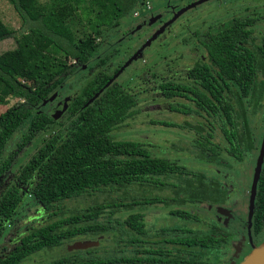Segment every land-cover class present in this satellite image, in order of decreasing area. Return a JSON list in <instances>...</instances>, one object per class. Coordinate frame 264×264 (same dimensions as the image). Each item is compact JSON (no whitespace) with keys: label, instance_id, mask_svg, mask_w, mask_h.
Returning a JSON list of instances; mask_svg holds the SVG:
<instances>
[{"label":"trees","instance_id":"trees-1","mask_svg":"<svg viewBox=\"0 0 264 264\" xmlns=\"http://www.w3.org/2000/svg\"><path fill=\"white\" fill-rule=\"evenodd\" d=\"M8 1L21 26L11 30L0 21V40L10 36L15 42V47L0 52V104H6L8 97L15 98L0 113V176L16 154L5 155L13 134L25 124L16 146L20 149L54 123L51 116L39 112L42 102L56 93L76 68L97 58L96 38L117 26L142 0H65L51 15L35 0ZM74 18L91 34L76 37L71 27ZM254 21L253 16L231 17L208 27L201 32V39L196 35L202 54L187 69L186 79L158 83L169 111L195 120L155 123L189 135L186 149L193 158L228 167L224 157L237 163L255 147L247 113L260 110L263 99L264 85L259 77L264 76V35L258 43L253 41ZM108 58L98 57L97 70L65 108L64 122L41 139L16 170L14 182L0 191V235L22 201L18 186H29V196L48 217L21 235L18 243L0 256V264H18L33 253L82 236L90 240L100 237L99 245L108 239L117 243L113 238L121 230L126 234L124 246L131 245L134 252L145 256L122 255V249L102 256L90 247L36 264H207L185 254L216 244V236L185 227L173 228L174 234L159 228L156 236L160 240L136 248L146 234L139 210L176 206L168 213L196 221L195 212L177 206L224 202L230 188L215 177L152 155L139 141L111 136L137 109L133 97L118 83L113 80L107 85L111 75L101 67ZM174 98L179 100L172 101ZM80 197H91V204L70 213L61 211L62 201ZM118 211L133 212L118 220L113 216ZM251 223L253 234L264 226V166L256 184ZM163 243L190 250L181 253L176 247L175 255L169 257Z\"/></svg>","mask_w":264,"mask_h":264},{"label":"rangeland","instance_id":"rangeland-1","mask_svg":"<svg viewBox=\"0 0 264 264\" xmlns=\"http://www.w3.org/2000/svg\"><path fill=\"white\" fill-rule=\"evenodd\" d=\"M36 5L45 13L51 15L59 6L65 4V0H35ZM176 14V16H174ZM174 16V18H172ZM253 16L252 25L253 41L258 43L264 35V0H142L137 8L132 10L126 18L119 20L117 26L98 36V56L93 58L88 65L78 67L64 82V85L40 106L39 112L51 116L54 123L44 131H40L20 149L16 146L20 142L25 124L13 134L7 144L9 153L15 151L11 164L6 172L0 176V191L9 182H14V175L18 167L38 146L41 139L52 132L59 123L64 122L66 110H62L61 103L64 98L75 93L80 86L97 70V59L103 55L108 57L107 63L101 69L107 75H116L113 80L129 93L136 103V113L125 120V125L114 129L111 136L115 139H128L141 142L154 156H163L168 160L182 164L189 169L203 172L207 177H215L220 183L230 188V197L224 204L184 205L177 206L181 209L191 210L199 216V220H185L168 213V210L176 206L147 207L139 210L143 213V222L146 229L142 245L153 244L161 239L156 236L159 228H167L172 233L174 228H187L199 233H212L210 224H215L226 231V240L219 241L206 248L179 247L181 253L190 250L196 262L203 261L207 264H240L252 252L254 247L264 242V226L255 236L247 237L246 222L249 212L251 197V184L258 155L262 134L264 131V90L261 108L255 114L247 113L248 124L254 138V149L242 161L234 163L230 158L225 161L230 166H222L193 158L187 154L189 135L174 127H164L155 122L166 121L182 123L187 120L194 123L195 118L183 116L169 111L168 100H165L159 89L158 83L163 80L182 82L185 74L192 66L195 59L202 54V48L197 42V36L201 39V32L208 27L219 24L231 17ZM172 18V19H171ZM169 24L146 45L134 59L125 62L134 52L157 30L163 23ZM0 21L11 30H17L21 26L20 19L8 0H0ZM71 27L76 37H85L91 32L75 18L71 21ZM197 35V36H196ZM15 47L12 37L8 36L0 40V52ZM113 54V55H111ZM125 64V65H124ZM119 71V72H118ZM118 72V73H117ZM263 80L264 76H260ZM6 104H0V113L15 102V98L8 97ZM179 100L177 98L172 101ZM219 141L218 138H215ZM264 166V153L262 164ZM22 201L16 213L10 221H6L0 235V256L18 243L21 235L28 229L43 224L47 220V213L41 206L29 196V186H18ZM162 193H168L164 191ZM91 197H80L64 200L60 203L61 211L65 213L83 209L90 205ZM133 211H118L114 217L123 219ZM169 232V233H170ZM174 232V231H173ZM232 232V233H231ZM113 238L117 243L107 240L100 245L97 243L96 254L112 256L118 254L115 251L122 249V255L145 254L134 252V247L125 245L123 239L126 234L122 230ZM174 234V233H172ZM216 234V233H214ZM213 234V235H214ZM240 237V239H239ZM88 236L79 237L76 240H88ZM97 240L92 238L91 240ZM75 241V240H73ZM69 241L59 247L44 249L31 254L28 259L18 264H36L49 261L62 256L67 251ZM155 244V243H154ZM158 246V245H154ZM168 248V243H163ZM124 264V263H121ZM136 264V263H135ZM138 264H150L140 262Z\"/></svg>","mask_w":264,"mask_h":264},{"label":"water","instance_id":"water-1","mask_svg":"<svg viewBox=\"0 0 264 264\" xmlns=\"http://www.w3.org/2000/svg\"><path fill=\"white\" fill-rule=\"evenodd\" d=\"M174 16H176V14ZM174 16L172 18H174ZM171 19H169L167 22L163 23L157 30H155L154 33L125 62V64L127 62H129L131 59H134L135 56H137L138 54H140L141 50L146 45H148L149 42L151 40H153L164 29V27L166 25L169 24V21H171ZM115 76H116L115 74L111 76V78L107 82V85L111 81H113V78ZM97 94H95L92 98H94ZM75 95L76 94L73 93V94H70V96L64 98V100L61 103L62 110H65V108L68 106V104L71 101H73V99L75 98ZM52 96L53 95H51L48 99H50ZM92 98L89 99L88 102H90L92 100ZM47 100H44L42 102V104L45 103ZM263 153H264V131H263V134H262V138H261V142H260V147H259L258 155H257L256 160H255V167H254L252 184H251V197H250V202H249V212H248V218L249 219L251 218L252 213H253V202H254L255 190H256V184H257L258 176H259V173H260V170H261V167H262L261 164H262ZM248 224H249V220H248ZM98 238H100V237H98ZM97 243H98V240H90V239H88V240H75V241H73L71 244H69L67 246V250H81V249H86V248H90V247L96 246ZM240 264H264V242L260 246L254 247L253 248V252L244 261H242Z\"/></svg>","mask_w":264,"mask_h":264},{"label":"flooded vegetation","instance_id":"flooded-vegetation-1","mask_svg":"<svg viewBox=\"0 0 264 264\" xmlns=\"http://www.w3.org/2000/svg\"><path fill=\"white\" fill-rule=\"evenodd\" d=\"M76 94V93H75ZM223 185H225L224 183H223ZM230 193L231 192H229V194L227 195V197H226V200L224 201V202H217V203H211V202H203V203H208V204H213V205H215V204H224V203H226L227 201H228V199H229V197L231 196L230 195ZM203 203H200V204H203ZM196 205H199V204H196ZM197 214V213H196ZM198 215V214H197ZM144 216V215H143ZM252 217V216H251ZM198 218H199V216H198ZM200 219V218H199ZM198 219V220H199ZM246 226H247V233H246V235H247V237H252V236H255V235H257V234H253L252 233V230H251V226H252V223H251V218H250V221H249V224H248V221L246 222ZM210 228H211V231H212V233H210L212 236H216V238H217V240H219V241H224V240H226V231L224 230V229H222V228H220V227H218L217 225H215V224H210ZM262 230V229H261ZM214 233H216V234H214ZM232 233V232H231ZM214 234V235H213ZM249 237V238H250ZM239 239H240V237H239ZM144 241L142 240L140 243L142 244ZM169 245H170V247H168V248H166V247H164L163 246V250L165 251V253H167V256H169V257H173L174 255H175V244H171V243H168ZM185 248H189V247H185ZM141 249H143V245H142V247L141 248H139V250H141ZM190 249V248H189ZM186 250V249H185ZM141 253V252H140ZM143 254V253H142ZM187 255V254H186ZM185 255V256H186ZM161 264H166L165 262H160ZM168 264V263H167ZM170 264V263H169ZM171 264H173V263H171Z\"/></svg>","mask_w":264,"mask_h":264}]
</instances>
